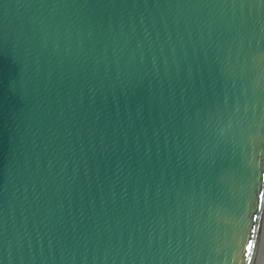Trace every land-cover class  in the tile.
<instances>
[{"label":"water","instance_id":"water-1","mask_svg":"<svg viewBox=\"0 0 264 264\" xmlns=\"http://www.w3.org/2000/svg\"><path fill=\"white\" fill-rule=\"evenodd\" d=\"M0 264H264V0H0Z\"/></svg>","mask_w":264,"mask_h":264}]
</instances>
